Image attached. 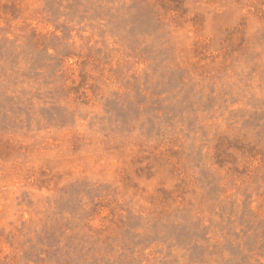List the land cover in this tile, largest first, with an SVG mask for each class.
<instances>
[{
  "label": "rangeland",
  "instance_id": "rangeland-1",
  "mask_svg": "<svg viewBox=\"0 0 264 264\" xmlns=\"http://www.w3.org/2000/svg\"><path fill=\"white\" fill-rule=\"evenodd\" d=\"M0 264H264V0H0Z\"/></svg>",
  "mask_w": 264,
  "mask_h": 264
}]
</instances>
